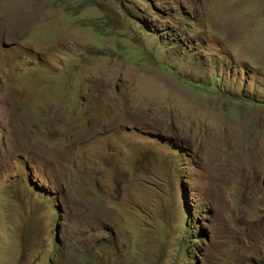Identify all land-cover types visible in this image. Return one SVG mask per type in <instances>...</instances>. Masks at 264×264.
I'll return each mask as SVG.
<instances>
[{
    "label": "rangeland",
    "instance_id": "obj_1",
    "mask_svg": "<svg viewBox=\"0 0 264 264\" xmlns=\"http://www.w3.org/2000/svg\"><path fill=\"white\" fill-rule=\"evenodd\" d=\"M0 264H264V0H0Z\"/></svg>",
    "mask_w": 264,
    "mask_h": 264
}]
</instances>
